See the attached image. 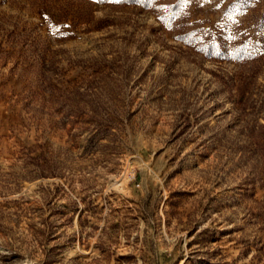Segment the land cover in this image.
<instances>
[{
    "label": "rangeland",
    "instance_id": "374dc122",
    "mask_svg": "<svg viewBox=\"0 0 264 264\" xmlns=\"http://www.w3.org/2000/svg\"><path fill=\"white\" fill-rule=\"evenodd\" d=\"M183 5L0 0V264H264V0Z\"/></svg>",
    "mask_w": 264,
    "mask_h": 264
},
{
    "label": "trees",
    "instance_id": "16d2710c",
    "mask_svg": "<svg viewBox=\"0 0 264 264\" xmlns=\"http://www.w3.org/2000/svg\"><path fill=\"white\" fill-rule=\"evenodd\" d=\"M122 2L127 5L140 6L144 10H148L149 12L154 14L157 19L166 26L167 29L173 30L176 33V38L180 42L188 47H193L197 31L187 30L189 24L186 19V11L183 5L184 0H122ZM202 45L205 47H209L208 49L210 50H218L217 45H214L213 43H206ZM44 222L45 223H43V229L33 230L38 238H44L46 231L48 230L47 221L44 220ZM44 264L49 263L45 262Z\"/></svg>",
    "mask_w": 264,
    "mask_h": 264
}]
</instances>
